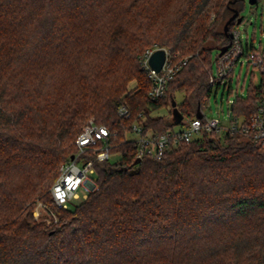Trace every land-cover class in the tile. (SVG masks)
Instances as JSON below:
<instances>
[{"label": "trees", "instance_id": "1", "mask_svg": "<svg viewBox=\"0 0 264 264\" xmlns=\"http://www.w3.org/2000/svg\"><path fill=\"white\" fill-rule=\"evenodd\" d=\"M242 8L243 0H0V264H264L263 145L211 131L136 163L129 138L135 122L159 135L197 116ZM153 45L186 59L159 101L140 63ZM260 92L236 95L235 110L251 113ZM122 104L130 117L119 115ZM170 104V116L154 114ZM90 118L116 132L109 144L119 158L95 161L98 188L58 208L52 185ZM39 202L59 220H35Z\"/></svg>", "mask_w": 264, "mask_h": 264}, {"label": "built area", "instance_id": "2", "mask_svg": "<svg viewBox=\"0 0 264 264\" xmlns=\"http://www.w3.org/2000/svg\"><path fill=\"white\" fill-rule=\"evenodd\" d=\"M157 49H164L166 52V58L160 70H156L150 64L151 55ZM245 60L247 65L258 66L262 73L261 92L251 113L240 112V107L235 110L234 98L228 101V125H223L220 117L208 116L204 112L207 102L201 106V116L183 119L181 129L173 128L159 135H154L151 131L143 134L142 122H135L132 127L137 141V158L142 159L147 156L162 159L166 157L171 148L177 147L182 142H191L204 132L211 131L225 130L231 133H241L264 146V46L260 45L256 48L252 43L250 44L248 39L244 43L241 31L235 27L232 30L231 43L227 50L217 56L216 70H213L210 82L213 88L219 87L225 79L232 75L235 65L239 61L243 64ZM140 63L152 83L148 96L152 100L159 101L167 97V84L186 63V59L178 60V54L174 53L171 48L153 45L142 52ZM238 94L237 91L235 95ZM118 113L125 118L131 115L130 108L125 104L120 105ZM115 133L107 126L97 124L93 119L84 125L75 140L78 152L60 166L59 175L52 185L51 194L56 207L67 208L70 201L84 199L98 188L94 162L110 159L109 140ZM88 153L91 156H87ZM39 207L44 209L46 205L40 202ZM35 211L34 215L37 216L38 212Z\"/></svg>", "mask_w": 264, "mask_h": 264}, {"label": "rangeland", "instance_id": "3", "mask_svg": "<svg viewBox=\"0 0 264 264\" xmlns=\"http://www.w3.org/2000/svg\"><path fill=\"white\" fill-rule=\"evenodd\" d=\"M240 16L243 17L241 23L236 24V28L241 31V37L244 43L249 40L250 44L252 43L256 48L260 45L264 46V0H258L257 3H250L249 0H243V8L240 11ZM213 60L217 56V49H213ZM245 59V58H244ZM216 70V65L214 66V71ZM262 81V73L258 66L247 65V61L242 64L239 61L235 67L232 75L225 79L219 87H214L211 95L207 101V107L204 109V112L208 116H218L222 120L223 125H228L229 119V109L228 101L229 99H234L236 97L235 93L238 91L240 96H246L250 86H259ZM184 98V93L180 91L175 92V99L177 102H181ZM171 104L164 106L163 108L154 112V114H165L167 116L171 115L172 110ZM93 119L90 118L88 122ZM87 122V123H88ZM86 123V124H87ZM85 124V125H86ZM183 124H176L175 129H181ZM222 134L226 133L225 130L221 131ZM136 135L130 133L129 138L135 139ZM119 158V154H112L110 159L111 161H116ZM82 201L80 199H74L69 202V206H73ZM40 203V202H39ZM39 203L36 206V211L38 215H34L35 220L38 222H44L48 225L55 223L59 220L57 212L51 204L48 205L52 209L45 207L40 208ZM42 203V202H41ZM35 211V212H36Z\"/></svg>", "mask_w": 264, "mask_h": 264}, {"label": "water", "instance_id": "4", "mask_svg": "<svg viewBox=\"0 0 264 264\" xmlns=\"http://www.w3.org/2000/svg\"><path fill=\"white\" fill-rule=\"evenodd\" d=\"M250 3L254 4V3H257L258 0H249ZM239 12L236 11L235 14L233 15V19L236 18L238 16ZM243 20V17L242 16H239L237 18V24L241 23ZM229 45L223 47L220 49V54H222L223 52H225L227 50ZM165 58H166V52L164 49H157L156 51H154V53L151 55V58H150V64L152 65V67H154L156 70H160L164 64V61H165ZM171 104L172 106L174 107V110H173V113H174V117H175V120H176V123H179L182 118H183V115L178 111V109L176 108V100L173 98L171 100ZM202 115V111H201V105H199L198 107V110H197V116H201ZM74 156L72 155V158ZM141 161V158H137L136 159V163L140 162Z\"/></svg>", "mask_w": 264, "mask_h": 264}]
</instances>
